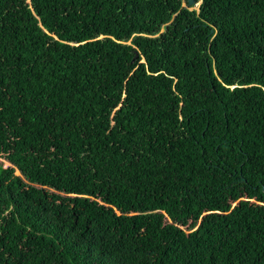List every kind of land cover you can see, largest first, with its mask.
I'll use <instances>...</instances> for the list:
<instances>
[{
	"label": "trees",
	"instance_id": "obj_1",
	"mask_svg": "<svg viewBox=\"0 0 264 264\" xmlns=\"http://www.w3.org/2000/svg\"><path fill=\"white\" fill-rule=\"evenodd\" d=\"M188 1L0 0V264H264V0Z\"/></svg>",
	"mask_w": 264,
	"mask_h": 264
},
{
	"label": "water",
	"instance_id": "obj_2",
	"mask_svg": "<svg viewBox=\"0 0 264 264\" xmlns=\"http://www.w3.org/2000/svg\"><path fill=\"white\" fill-rule=\"evenodd\" d=\"M195 1L194 0H189L188 1V6H192V5H195ZM137 56V53H135V57ZM263 192H264V189H263Z\"/></svg>",
	"mask_w": 264,
	"mask_h": 264
},
{
	"label": "rangeland",
	"instance_id": "obj_3",
	"mask_svg": "<svg viewBox=\"0 0 264 264\" xmlns=\"http://www.w3.org/2000/svg\"><path fill=\"white\" fill-rule=\"evenodd\" d=\"M199 4H200V2L199 3H197L196 5H195V8L197 9L198 8V6H199ZM191 10V9H190ZM198 10V9H197ZM8 164H5V166H7ZM264 189V188H263ZM262 189V190H263Z\"/></svg>",
	"mask_w": 264,
	"mask_h": 264
}]
</instances>
